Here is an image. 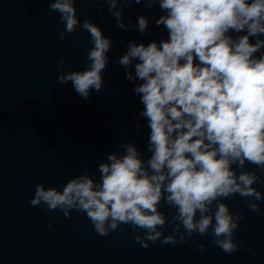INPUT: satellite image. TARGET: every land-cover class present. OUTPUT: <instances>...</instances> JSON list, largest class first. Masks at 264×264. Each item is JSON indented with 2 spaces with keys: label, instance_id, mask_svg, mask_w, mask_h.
I'll use <instances>...</instances> for the list:
<instances>
[{
  "label": "clouds",
  "instance_id": "obj_1",
  "mask_svg": "<svg viewBox=\"0 0 264 264\" xmlns=\"http://www.w3.org/2000/svg\"><path fill=\"white\" fill-rule=\"evenodd\" d=\"M116 26L150 34L154 19L167 37L147 44L129 41L116 60L133 84L143 109L138 117L149 129L144 153L132 142L117 143L97 166L99 180L87 172L74 176L62 190L37 184L32 207L86 214L100 237L119 230L150 244H189L194 236L231 255L244 248L235 239L243 212H233L225 200L239 196L253 213H260L264 193V0H100ZM64 28L59 38L82 29L89 34V62L83 70L61 71L60 85L72 83L88 100L105 84L113 41L89 19L77 15V0H47ZM133 5L158 18L140 14L125 22ZM103 10H101V13ZM104 15H100L103 22ZM62 59L57 65L63 69ZM136 131H141L137 122ZM246 164L253 165L249 170ZM169 211H161V204ZM127 226V228L121 227ZM171 227V234L165 235ZM49 230L52 225H48ZM122 243L121 237H117ZM205 250L204 244L197 246ZM250 256H256L249 247Z\"/></svg>",
  "mask_w": 264,
  "mask_h": 264
},
{
  "label": "water",
  "instance_id": "obj_2",
  "mask_svg": "<svg viewBox=\"0 0 264 264\" xmlns=\"http://www.w3.org/2000/svg\"><path fill=\"white\" fill-rule=\"evenodd\" d=\"M75 6L81 21L96 23L113 41L104 87L88 100L71 82L58 84L57 77L89 63V34L78 28L61 40L64 24L58 13L48 10L47 0H0V264H264V202L257 214L239 196L224 201L233 212L244 213L235 236L244 248L231 255L211 237L198 235L189 244L157 241L144 249L134 242L130 229L127 235L117 230L100 237L86 214L73 211L66 219L60 211L30 205L37 184L62 190L69 179L85 172L99 180L97 166L106 152L117 151V143L132 142L145 159L149 155L146 120L133 119L143 105L116 60L129 41L147 44L167 33L154 19L145 36L119 29L100 0H77ZM140 14L158 18L162 13L158 5L150 12L133 5L125 11V22L136 23ZM62 59L64 67L58 70ZM256 187L264 193V185ZM160 210L169 211L163 203ZM171 232L169 227L164 234ZM201 243L203 252L197 249ZM249 247L258 254L250 256Z\"/></svg>",
  "mask_w": 264,
  "mask_h": 264
}]
</instances>
